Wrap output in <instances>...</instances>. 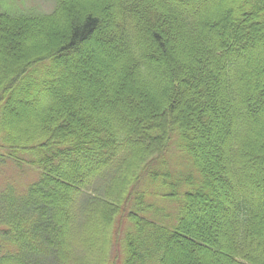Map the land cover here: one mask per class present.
Masks as SVG:
<instances>
[{
    "label": "trees",
    "instance_id": "obj_1",
    "mask_svg": "<svg viewBox=\"0 0 264 264\" xmlns=\"http://www.w3.org/2000/svg\"><path fill=\"white\" fill-rule=\"evenodd\" d=\"M54 5L0 11V264H264V0Z\"/></svg>",
    "mask_w": 264,
    "mask_h": 264
},
{
    "label": "rangeland",
    "instance_id": "obj_2",
    "mask_svg": "<svg viewBox=\"0 0 264 264\" xmlns=\"http://www.w3.org/2000/svg\"><path fill=\"white\" fill-rule=\"evenodd\" d=\"M55 0H0V11L6 10L12 13H29L31 11L38 13H50L54 9ZM2 152V151H1ZM4 157H0V196L9 188L13 190V194H25L30 185L37 182L41 172L26 164H17L8 158L2 152ZM172 167L177 170V158L170 159ZM176 167V168H175ZM99 187V185H97ZM86 204V199L81 198ZM0 199V209L3 207ZM173 204L168 205L172 207ZM175 207V206H174Z\"/></svg>",
    "mask_w": 264,
    "mask_h": 264
}]
</instances>
